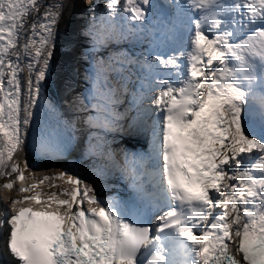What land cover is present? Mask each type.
Segmentation results:
<instances>
[{"label":"snow or ice","instance_id":"1","mask_svg":"<svg viewBox=\"0 0 264 264\" xmlns=\"http://www.w3.org/2000/svg\"><path fill=\"white\" fill-rule=\"evenodd\" d=\"M64 10V0H0V187L9 191L31 167L14 156L28 146ZM99 19L96 45L149 37L146 51L100 62L85 121V156L103 161L90 174L127 177L132 196L101 200L67 176L73 188L59 195L71 199L48 197L64 210L33 211L17 206L43 204L22 195L38 185L16 190L0 202V264H264V0H106ZM249 105L258 131L242 125ZM117 131L147 136V150L117 154L107 138ZM32 147L64 151L53 132L34 133Z\"/></svg>","mask_w":264,"mask_h":264},{"label":"bare ground","instance_id":"2","mask_svg":"<svg viewBox=\"0 0 264 264\" xmlns=\"http://www.w3.org/2000/svg\"><path fill=\"white\" fill-rule=\"evenodd\" d=\"M65 3V10L63 13V16L61 17L58 27H57V34H56V41H55V49H54V55L52 57V60L50 62V69L47 79L42 82L43 83V93H42V100L38 104L35 111V117L33 124L31 126V131L29 133V137L27 140V147L23 150L22 153H20L17 156H14V161L19 160L20 166L23 168V159H27L30 166L36 163V158L33 157L32 151L29 147H32V137L33 134H39V131L41 128H43V125L45 126V129H47L48 125L54 121L55 123H60V119L62 118L66 121L68 125H72L71 117L72 113H70V109L67 105V103L74 101L72 98L75 96V90L76 87H78L81 82L83 81V75L78 72V65L81 62V55L79 53V44L82 43V36H81V27H80V17L78 16L79 11L81 9V2L80 0H64ZM68 19L70 23L68 24L69 27L67 29H63L62 23L64 20ZM60 50V51H59ZM60 52L57 54V52ZM57 55V56H56ZM57 57H59L60 60H64L65 64H67L71 68V72L67 74L68 76L72 77V80H74V83L70 84H64L60 83L58 80V74L56 70V66L58 64ZM66 73V72H65ZM26 70L23 73V75L26 76ZM52 77L53 79H56L58 82L56 83V95L55 98L51 97L49 95V77ZM63 79V78H62ZM65 82V81H64ZM67 82V81H66ZM80 87V86H79ZM68 94V95H67ZM252 107L251 105L245 107V112H242V118L243 115H247L246 111ZM52 109L57 110L56 113L54 111H51ZM258 114L255 112H252L251 115V121L254 122L255 126H260V122L257 121ZM51 121V122H50ZM74 124L76 125V129H80V126L82 125V121L80 119H73ZM50 122V123H49ZM249 121L242 123L248 124ZM56 163L49 164V166L55 165ZM58 167H61L60 165ZM81 171H84L85 173L90 172V169H81ZM35 173V172H34ZM29 173L28 170H25L24 176L25 179L23 181L17 180L15 182V190H18L20 188H28L33 184V180H35V174ZM14 178V177H13ZM8 180L0 177V185L7 183ZM4 188L0 187V202H3L4 198L2 197V190ZM232 247V245L230 244Z\"/></svg>","mask_w":264,"mask_h":264},{"label":"rangeland","instance_id":"3","mask_svg":"<svg viewBox=\"0 0 264 264\" xmlns=\"http://www.w3.org/2000/svg\"><path fill=\"white\" fill-rule=\"evenodd\" d=\"M80 2H81V9L83 8L84 10H88L89 9V3H88V0H80ZM80 9V10H81ZM70 23V21H68V19H66V20H64L63 21V23H62V27H63V29H67L68 27H69V24ZM60 51V50H59ZM57 52V54H59L60 52ZM57 56V55H56ZM58 59H57V61H58V64H57V66H56V68H57V71L60 73L61 71H62V73L60 74V78H61V80H62V82L63 83H65V85L67 84L66 83V81H68V76H67V74L69 73V72H71V68L70 67H68L67 65H65L64 64V60H60L59 59V57H57ZM66 72V73H65ZM63 78V79H62ZM65 81V82H64ZM50 94V93H49ZM68 95V94H67ZM50 96H52L53 97V95H51L50 94ZM53 98H55V97H53ZM33 183H35V182H33Z\"/></svg>","mask_w":264,"mask_h":264},{"label":"trees","instance_id":"4","mask_svg":"<svg viewBox=\"0 0 264 264\" xmlns=\"http://www.w3.org/2000/svg\"><path fill=\"white\" fill-rule=\"evenodd\" d=\"M106 3V0H94L93 3L90 4V8H93L95 6V11H100L104 9V4Z\"/></svg>","mask_w":264,"mask_h":264}]
</instances>
